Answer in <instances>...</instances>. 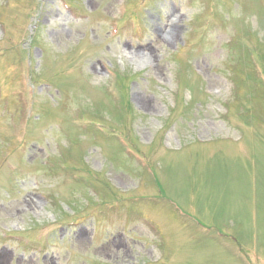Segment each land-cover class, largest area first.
Returning a JSON list of instances; mask_svg holds the SVG:
<instances>
[{"label": "rangeland", "instance_id": "1", "mask_svg": "<svg viewBox=\"0 0 264 264\" xmlns=\"http://www.w3.org/2000/svg\"><path fill=\"white\" fill-rule=\"evenodd\" d=\"M0 264H264V0H0Z\"/></svg>", "mask_w": 264, "mask_h": 264}, {"label": "trees", "instance_id": "2", "mask_svg": "<svg viewBox=\"0 0 264 264\" xmlns=\"http://www.w3.org/2000/svg\"><path fill=\"white\" fill-rule=\"evenodd\" d=\"M127 108H128V105H127Z\"/></svg>", "mask_w": 264, "mask_h": 264}]
</instances>
